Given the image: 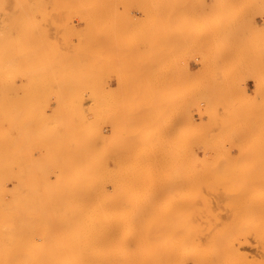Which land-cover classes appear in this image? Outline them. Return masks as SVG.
Wrapping results in <instances>:
<instances>
[{"label": "rangeland", "instance_id": "obj_1", "mask_svg": "<svg viewBox=\"0 0 264 264\" xmlns=\"http://www.w3.org/2000/svg\"><path fill=\"white\" fill-rule=\"evenodd\" d=\"M0 1L2 5L5 1V4L0 7V32H1L0 40L2 41L0 42L1 44L0 53L2 54V52L4 51L3 55L0 54V58L1 56L3 57V56L10 55L9 57H4V58L5 59L8 58L10 61H12L11 60L12 58L14 61L13 63L12 62L10 63L12 67L9 63L7 64L6 61H4L6 64L5 63L3 64L5 66L8 65L7 67L8 70H6L5 69L6 67L1 64V61L3 62V60L5 59L4 58L3 60L2 58L0 59V72L4 71L0 75V83H1L0 84V264H70V263L74 264L72 260H69L70 258L73 257V253L72 252L67 253V252H70V250L68 247H66L65 244H63L65 241L69 243L68 240L65 239V237L67 236L70 237L72 233L73 234L75 233L73 231L76 230V226L73 225L74 222L73 224L66 222L70 218V216L69 215L62 216V211L61 209L58 208L57 205H53V206L46 205L45 203H42L45 200L42 201L41 199L39 202L38 199L36 200V199L29 198L30 199L29 204L32 205L31 208L33 207V202L36 200L41 204L40 206L41 209H39L41 211L38 212V210H36L37 213L34 212L35 210H33V208L35 207L36 202L34 203V207L32 208V211L31 209L28 210V207H27V210L25 211L23 210L24 205L26 207L28 201L24 203L25 201L24 198H21L22 200L20 198L16 199L15 197H11V195L7 192L8 189L11 187V183H12L13 153H14V148L12 144V126L15 125L14 122L18 121L16 122V124L18 123L19 125L21 123L22 124L26 123L24 122V120L26 121L28 119V116L30 115V112L32 113L33 106L35 104L34 102L39 103L41 101L44 102L45 100L54 101V99H59L57 98L58 96H60V99L64 98V100L67 101L73 95H77L79 98L82 97L83 103L85 102L84 107L91 106L95 112V119L97 116V120H100L98 122L95 121L96 123H94V129H93V132H94L93 136L94 135L96 136V134L100 133L97 136L100 140L99 141L96 140L97 141L96 149L98 151V154L104 156L106 152L107 153L109 152L110 154L114 152L113 155L112 154L105 155L103 158L110 157L109 162L112 166V169L114 171L116 169L114 174L115 176L118 175V177L116 178V180L114 179L113 188L115 187L114 189L115 190L117 189L116 190L117 193L115 192L117 194V197L120 200L121 199L123 200L124 198H122V196L126 194L128 196V199L130 198L129 199L130 202H131V198H133L132 200H134L130 203V204L134 203L133 204L134 207L129 204L130 206L129 207L126 206L127 209L124 208V212L122 211L124 213L123 214L121 210H123V207H125V205H128L126 202L127 201L129 202L127 197H125L126 195L124 196L125 200H127L126 202L123 201L124 202L123 204L125 205L121 207L119 205V207H117V210L114 211V217L116 216L115 218L118 219V221L119 219H121L120 221H126L128 223L129 222L136 223L140 219L139 216L137 218L136 212L140 211V209L141 211L145 209L146 212L150 210L148 207L145 208V206L146 205L148 206V204L149 206L151 205L150 201L152 202V200H149V199L151 197L153 198V195L151 196V194L154 193L153 191L154 185L150 183V181H148V179L146 178H142L143 180H141V178L137 179V177H134L139 174L146 175L144 173L146 172L145 170L147 169L144 166H146L147 164L154 165L155 163L156 165L173 164L175 166L179 164L178 166H181V169H182L179 172L180 177H178L176 172H173V173L169 172L172 175L171 176L172 179H174V176L176 175L175 176V185H176L175 188L177 192L176 190L170 191L171 193L172 192L174 193V194H171L172 197L169 196V191H165L166 193L163 192L164 193L163 196H166V197L161 200L162 202L160 201V199L163 197L158 196L159 201L155 199L157 203H155L156 201L154 200L155 202L154 203L152 202L154 206H151V209H154L155 204H158L156 205V207L158 206V209L160 210L155 208V212L153 210L149 212L151 214H157L156 212H160L161 209H168L170 208V206L172 207L174 204H176L175 206L177 207L175 210L176 212L178 211L177 213L179 216L175 213V210H173L172 214L168 215V216H171L169 218H164L168 216H164V217L156 216L158 220L155 216L149 218L147 220L148 225L152 223L150 224V226H153L155 222H156V225L158 226H160L161 224L163 225L164 223L167 225V224H170L173 220L174 221L172 223H175V224L182 223V226L184 228L188 227V229H191L193 231V236H195L196 239L200 240L202 238L201 240L205 239L203 240L204 242L206 240L208 241V242L206 241V244H204L205 246L203 245L202 247V248L205 247L206 249L205 248L201 249L202 255H205L206 253V255L208 256L214 255V253L216 252L215 249H217L218 247L219 248L217 250L225 247L228 242V238L234 239V241L238 240L240 241L239 243H242L243 241H245V239H247L246 240V242L248 241L247 243L244 242L243 244H241V247H242L241 249L242 250L244 248L245 249L243 251H241L240 249L241 253H243L241 257L245 255L244 258L239 257L236 261H234L232 257L230 258L227 257L226 259L221 261L219 264H224L225 262H226L225 264H230V263L231 264H241L242 262L243 263L247 262L246 264H255V263L264 264L263 262L264 261V249L262 250V248H264L263 247L264 239L262 238L263 242H262V239L258 240L260 242H257V239L253 238L252 235H250L251 231L254 228L258 230L262 229V227L264 228V223H263L264 221L263 220L264 219V201L261 200V199L264 200L263 198L264 193L260 194L261 192H264L263 190L264 189L263 188L264 187V177H263L264 176V173H263L264 166L263 167L260 166L262 164L264 165L263 163L264 162V0H126V2H124L125 0H114V1L110 0L111 2L108 0L109 3L106 2V0H97L99 1V2L96 1L98 4L95 3L94 0H87V1L76 0L77 2H75V0H70L71 3L69 2V0H66L68 3L65 2L64 0H61L62 2L64 1V3L60 7H59V3L61 2L60 0L58 1V5L56 4L57 2L56 0H53V1L51 0L52 2H49L48 0L47 1L44 0L42 4H41L42 0H35L39 2L38 4L37 2L33 4L34 2L33 0L28 1L29 3H27V0L25 1L23 0L22 3L20 2L21 0H19V2L18 0H0ZM12 1L14 2L17 1V3H14V4H17L18 8L17 7L16 8L18 9L17 10L18 12L15 11L16 8ZM54 1H55V4H53ZM79 1H81V3ZM30 2H32V4ZM89 2L91 3V5H89ZM18 3L19 4L21 3L20 7ZM82 3L84 7L86 6V8L81 6ZM30 4L31 6H28ZM40 4L43 6L42 9L45 13L44 12L42 13L44 14L41 13V6H39ZM73 4H78V6L77 5L75 6L79 7L80 10L78 8H75ZM103 4H106V6ZM107 4L108 6L110 5L112 6V7L110 6L111 9L110 7L108 8ZM21 5L22 7H24L23 8L24 11L21 9L22 8ZM45 5L46 7H44ZM96 5L97 7L95 8ZM98 5H99V8H98ZM117 5H120V6L118 7ZM36 6L38 7V10ZM114 6L116 7V9H114L115 8ZM27 7H29L30 9L27 10L28 9ZM33 7H35L36 9L34 8L35 11L32 10L33 12L31 11L30 15H33V13H35L34 16H31L32 19L33 18L35 19V20L33 19L35 22H33L31 18H29L30 15L28 13ZM124 7H126L127 9L125 8L126 9L125 10ZM25 10H27L28 12ZM101 10L104 12V14ZM108 10L109 12H107ZM14 11L17 14L20 13V15L16 14V17H15ZM20 11H22L23 15L21 14ZM36 11H39L40 13L38 12L37 14ZM110 12L111 13L113 12V13L110 14ZM113 14H114L115 19H112L113 16L111 18V15ZM123 14L126 16L124 17ZM107 15L110 17H108ZM116 15H118L117 18H116ZM40 16L41 17L43 16V17L41 18ZM79 16H81L80 19H78ZM26 17L27 19H29L28 21L26 20ZM101 17L102 18L104 17V18L102 19ZM105 18L112 19L110 20V23H109V20H107V27L105 25L106 23ZM20 19H23V20H20ZM14 20H16V23ZM122 20L123 21L126 20V21L123 22ZM25 21H27L28 24L30 23L33 24L34 27L31 24L28 25L27 23H25V26H24L23 23ZM9 22L10 23L12 22V23L10 24ZM113 22L115 25L116 24L117 25L114 26ZM119 22L120 23L123 22L122 25L124 27ZM84 23H87V24L84 25ZM2 24L3 26H1ZM118 25H119V28H118ZM13 26L14 28H16V30L20 29L22 32L20 30L18 32L17 31L15 32V29H12ZM23 26H24V29H23ZM39 26L41 27V29ZM110 26L114 27L113 30H117V31L119 29L123 30L125 28L126 34L124 31L125 29L123 30V33L122 31H118L116 33V31H113L111 28L108 29ZM79 27L80 28L83 27L85 29L84 30L83 28H81L82 30H84L83 34L81 33L82 31ZM11 29L13 33L14 32L15 33L14 34L12 33V35L9 34L8 36V33H11ZM33 29L35 30L37 29L36 30L37 32L36 31L35 32L38 34L34 32V35H33V31H32ZM38 29L40 30L43 29L45 32H42L43 31L42 30L39 34ZM97 29L98 30L103 29V31H99V34H98ZM104 29L106 32H104ZM23 30H24V33H23ZM78 31H81L79 32L80 35H78ZM30 32H31V37H29L30 34H28ZM85 33H88L89 36L91 33L93 35L96 34V36L98 37L96 38L92 35L90 36V38L94 37L95 39L94 40L91 39V41H89L88 39L89 36L86 34L88 38L87 37L85 38L86 36ZM102 33L103 35H101ZM118 33H121V34L118 35ZM18 35H22L24 40L22 39V36L19 37ZM24 36H28L27 37L28 41L33 38V42L31 41V44L33 46L29 44L30 42H28ZM81 36H84V38L83 37L81 38L84 40L80 41ZM2 37H5V41L2 40L4 39ZM117 37L118 39H116ZM101 38H103L102 39L103 41L101 40ZM25 40H26V43H25ZM98 40L99 41L101 40L102 42L101 41L97 42ZM86 41L88 42L84 43ZM19 42H21V44ZM94 42L96 43L94 44ZM106 43H108L107 46H106ZM110 43L115 46L110 45ZM118 43H119V46H117ZM2 44H3V48H2ZM17 44L19 45L18 47H17ZM27 44H29L30 46ZM86 44L87 45L89 44L92 46L88 48ZM96 44L97 46L103 45V47H100V48L98 47L97 49ZM120 44H122V48ZM22 45L23 46L25 45V46L23 47ZM109 45L110 47H112V49L110 47L108 48ZM27 47L29 51H32L34 49L33 53L36 51L34 53L35 55H33L32 52L29 53V51L25 49ZM85 47L88 50H85ZM118 47L121 49H119ZM14 48L17 50V52ZM22 48H24L23 52H22ZM79 48L81 50H79ZM83 48L85 51L82 50ZM117 48L119 50H117ZM6 49L9 54L6 53ZM11 49H13L14 51L13 50L11 51ZM42 49H45V50L43 51ZM101 49L104 53L101 51L100 53L98 52ZM123 49L126 51H124ZM120 50L122 53L120 52ZM19 51H21V53H19ZM25 51L28 54L25 53ZM37 51L39 54L37 53ZM114 51L116 52L119 51V53L117 52L116 54V52ZM86 52H87V55H86ZM53 53L55 55H53ZM80 53H85V54L81 55ZM96 53L99 55L95 57ZM22 54L25 55V57ZM108 54L109 55L111 54L112 56L111 57L108 56L109 58L106 57V55ZM123 54L126 56V58L125 56L123 57ZM16 55L20 57H17L16 59ZM47 55H49L50 57L49 56L46 57ZM100 55H104L105 58L104 56H100ZM116 57L119 59H117ZM35 58L36 60H33ZM38 58H40L41 60ZM81 58H84L86 62V63L83 62L84 66H83ZM86 58H89V61H90L89 63L90 65L92 64L93 67L96 66L97 68L99 67L100 69V66L102 65L100 70H102L103 72H100V70H95L96 73L93 70L90 71V68L91 69L93 68H92V65L90 67V65L87 64L88 59ZM107 58L108 60L109 59L113 60V61L109 60L110 65L108 64V61L106 60ZM37 59L40 61H37ZM79 59L81 61H79ZM104 59L106 60V62ZM115 59L116 61L114 62ZM15 60H20L21 62L22 61L23 62L21 63L20 61H17L18 67H16V70L14 73V70H10V69H13L14 68L13 66H17V64H15L16 63ZM47 60L49 63L47 62ZM27 61H30V62L28 63V67H25L27 66ZM35 62L37 64L38 62L39 63L41 62L44 64H42L43 66L41 64L37 65ZM116 62H118L119 64L120 62H124V63L120 65L119 64L115 65ZM24 63L25 65H23ZM30 63H32V65H30ZM50 63L52 64L50 65ZM97 63L101 65L99 66ZM85 64H87L88 66ZM107 64L108 66L105 67V65ZM1 65H2V68H1ZM19 65L21 66V68ZM49 65L50 67H48ZM111 65H112V68L110 67ZM44 66L45 68H48V70L45 69ZM80 66L82 67L80 68ZM34 67L36 69H34ZM83 67L84 68L86 67V69L89 68V72ZM125 67L127 69V72L125 69L124 71L125 73H123V70ZM39 68L41 70H39ZM106 69H107V72H108V69H111L113 71L110 74L109 72L111 70H109L107 74L105 73ZM30 70H33V71L35 70L36 74L35 73L33 74V72L29 73ZM78 70L79 71L81 70V71L79 72ZM9 71H11L12 73ZM20 71L21 73H18ZM43 71H45L46 75ZM40 72L42 73L40 74ZM98 72L99 74H97ZM47 73H48V78H47ZM87 73H89L88 76L86 75ZM94 73L96 74V76L94 75ZM101 73L103 74L102 75L103 80L101 79ZM8 74L9 75L12 74L10 75L11 78H9L11 81H9L8 79V76H9ZM54 75L56 76L53 80ZM84 76H86V78H84ZM45 78H47V80H45ZM49 78L51 79L50 85H53V86L48 85L50 82L48 81ZM26 79H27V82H26ZM55 79L59 80L57 81L58 83L56 82ZM95 79L96 81L98 79L97 83H94ZM34 80H35V83H34ZM88 81L91 82V85H87ZM36 82L40 83L39 86L41 87H39L36 84ZM29 83H33V84H29ZM80 83H82L81 87L79 86ZM55 84H57L58 86L57 85L55 86ZM2 85L3 87H1ZM11 85L12 86L14 85L13 86L14 88ZM92 85L94 86L97 85V87L96 86L92 87ZM62 86L63 88H61ZM101 86L104 88H102ZM56 87L59 89H57ZM89 87H92L91 91H93L95 95L98 94L100 97L101 96L105 97L106 103L103 107L101 105V107L104 109L107 106L108 108L106 112L102 111L103 110L102 108H100L102 109L101 110L102 113L100 112V110L98 109V104H99L98 101H101V100L99 99V96L98 97L95 96L93 92L90 91ZM99 87L101 88L98 89ZM6 88H8L9 91H7ZM37 88L39 89V91L41 90L40 92L42 94H38V92L36 93ZM53 88H55L57 92ZM1 89H2V92H1ZM3 89L6 91L4 94H3L4 92ZM29 89L31 91H29ZM86 89L89 91L86 92ZM96 89L97 91L98 90L99 91L98 92L94 91ZM42 90L44 91V93H47L48 91H50L49 93L51 95L49 93H47L48 95L47 94L44 95ZM102 90H105V91H102ZM84 91L85 93H83ZM112 91L114 93H112ZM24 94H26V96L29 95V99ZM36 94H38V97ZM3 95H6V96L4 97ZM15 95L17 99L15 102L13 100L14 103H12L11 100L15 99ZM39 95L40 96L43 95L46 98L42 96V99H41ZM52 95L54 96L56 95L55 98ZM109 95L112 96L110 97V99H109ZM122 95H123V98H122ZM20 96H22L23 99ZM92 96L94 97L92 98ZM124 96L126 98H124ZM94 98L97 102L94 100ZM121 98H122L121 100L122 102H127V104L126 103L122 104L125 107L120 106ZM6 99H7V102H5ZM73 99L74 97H72L71 100ZM105 99H102L104 101L100 102V104H104ZM93 100L96 102L97 104L96 106ZM29 101L32 102L33 104L29 103ZM90 101H93V103ZM16 102H17L18 107L16 106ZM22 103L24 105L27 104V106L23 105L25 108L24 107L21 108ZM28 103L29 105L31 104L30 109H29ZM109 103H110V106H108ZM14 105L17 107V109L15 108ZM111 105H113V107ZM94 107L96 108V110ZM110 107L112 108L111 110H109ZM116 107H117L118 112L116 110ZM64 108L68 109V102L64 103ZM12 109H14V111ZM20 109L21 110L25 109V112H23L24 111L23 110L22 114L26 113L27 111H30V112H28V114L26 113L22 115L21 117ZM97 110H99V112ZM123 112H124V115H123ZM18 113H20V115ZM106 113L108 114L107 115L108 118L107 116L103 117V114L105 115ZM118 113L122 115L120 116L118 115ZM97 114L102 115V117L105 119H103L101 116ZM114 114L117 116H115ZM13 115H15L16 118L18 119L16 120V118ZM127 116H128L129 121L126 120V122L124 123L125 119H127L126 118ZM19 117L21 119H19ZM24 117L25 119H23ZM112 117H115V119ZM111 118L113 122L109 121V119L111 120ZM116 119L118 122L116 121ZM102 120L103 122H101ZM105 120L106 122L107 121L108 122L106 123ZM121 120L124 123V124L122 123L123 126L120 125L122 122ZM109 122H110V126L114 124L117 125L119 123L117 126L120 125L121 127L120 126L119 127L121 130L119 129V127L116 128L115 125L112 126L113 128L110 127L108 125ZM127 122L129 123L127 124ZM106 126L107 128L103 129ZM110 128L112 130H110ZM94 130H96L97 132ZM114 132L115 134H113ZM121 132H125V133H121ZM122 134L124 137L122 136ZM101 135L105 138V141L110 140L111 138L110 142L106 141V143L103 144L104 138H101L102 137ZM118 136L121 138L122 142L120 141V138ZM114 137L117 139H114ZM57 139H58L59 149L62 153L70 154L74 150L77 139H76V136L70 130H64L61 134L57 136ZM113 139H114V142H112ZM101 141L103 143H101ZM110 144H113V145H110ZM108 145H109V147L107 148L108 151H106V146ZM121 145L124 148V150L121 147ZM111 146H115L117 149ZM114 148L117 151H115ZM111 150L113 152H111ZM130 150H132L131 155L128 154V152L130 153ZM103 151H106V152H103ZM153 151H157V152H153ZM123 152H124V155H123ZM134 152L137 153L138 157H136V153ZM152 152L154 156H151ZM156 153L160 158L156 155ZM160 153H163V154L161 155ZM114 154H115V157H114ZM125 154L127 156H125ZM144 154H146V156ZM140 155H141V158H143V160L141 161H140ZM248 155H249V158H248ZM147 156L149 157L151 156L150 159ZM134 157L136 160H138L137 162L134 159ZM144 157L146 158V160ZM223 157L224 158L226 157V159H224ZM250 157H255L254 159L259 160V161L257 162L253 158H252L253 160L252 161L250 160ZM111 159H112V163H111ZM171 159L173 160V162H171L172 161ZM239 159L240 160L242 159L241 162H239ZM117 161H121L122 164ZM144 161L146 163H143ZM249 161L251 162L249 163ZM255 162H257L258 164ZM231 164L233 166H231ZM251 164L253 165V167H255L256 164L257 166L253 168ZM113 165L116 167L118 165L119 166L116 168ZM124 165H127V167ZM228 165H230L231 168L228 167ZM213 166L214 167L217 166V167L213 169L214 168ZM243 166L248 167L250 170L248 168H243ZM134 167L137 168L138 171ZM138 168L140 169V171ZM216 168H218L219 170ZM262 168H263V171H262ZM125 169L126 170L128 169L129 171H131L132 173L131 176L133 178L130 177L127 180L124 179L123 181L124 175L131 174L130 172H127L128 170L126 171ZM252 169L258 172L260 175L258 173H256L257 175H255ZM238 170H241V172L239 173ZM120 171H122V173ZM135 171L138 173H136ZM142 171H145V172L143 173ZM215 171L217 174L215 173ZM235 171H237L238 173ZM169 173L167 172V174L163 175L164 179L161 178L163 182L171 183L174 181V180L171 181L170 179L171 177ZM212 173L217 176L215 177V175H213ZM218 173L221 174L222 176L218 175ZM121 174L123 175L120 178ZM235 174L236 175L238 174V175L236 176ZM244 174H247L245 175L246 177L244 176ZM248 174H251V175L248 176ZM258 175L259 176L263 175V176L259 177ZM194 176L196 178H194ZM252 176H255V177L258 176V178L256 177V179H254L255 177L252 178ZM215 178L216 180H213ZM244 178H248L249 180L250 178L254 179L251 182L252 185L249 184L250 182H248V179L247 180L245 179V181L243 182ZM135 179L138 182L140 181L139 184L138 183L134 184ZM169 179L171 182L169 181ZM181 179H183L185 183L182 182ZM194 179L196 181H194ZM257 179H259V181H257ZM129 180L133 182H130ZM116 181L117 183L119 182L118 185L120 183L122 184L120 185L119 188H118ZM127 181L130 182L131 185ZM186 181L188 182L190 181V183ZM246 181H247L246 183L247 186L245 184ZM261 181L263 182V184ZM125 182L127 183L125 184ZM149 183L151 186L150 190H148L149 187L146 188V186ZM182 183L183 185L187 184V186H185V188L182 187L178 190L177 188L181 187ZM254 183L256 186L252 188ZM128 184L130 185V188L128 187L129 186ZM241 184L242 186L243 185L245 186L242 187ZM261 184L263 186H261ZM135 185L137 186L139 185V186L135 187ZM144 185L146 186L144 187ZM131 187H134V188L132 189ZM139 187L140 189H138ZM250 187L251 189H253L252 191L254 192L257 191V192L253 194L251 190H250L251 192H248L249 191L248 188L250 189ZM241 188H243V190H241ZM238 189L240 190L238 191ZM133 190H134V194H133ZM246 190L248 193L246 194L243 193ZM235 191L238 193H236ZM240 191H242L243 194H241ZM129 193L133 195L135 198L131 196ZM173 195H175L176 197ZM258 195H261V196H258ZM142 196L147 197V198L150 196L151 197L149 199L147 198L144 199ZM253 197L258 198V200L260 199L259 201H257L258 203H260L261 201L262 202L260 204L255 202L254 205L251 206L252 205L251 200L254 199ZM166 198H168L167 203L164 202V200L166 201ZM19 199H20V202H19ZM141 199L143 201H141ZM188 199L192 200L193 202L188 201ZM14 200H16V202H18L19 204L15 203ZM168 200H170L169 203H168ZM175 200H176V203H175ZM178 200L179 201L181 200V201L178 202ZM205 200L207 203L204 202ZM121 202L122 201H120L119 203L121 204ZM159 202L161 203L160 205H159ZM190 202H192L193 205ZM21 203H24V205L22 206ZM39 203L38 205H40ZM143 203L145 206L143 205ZM172 203L174 204L172 205ZM183 203L188 205L187 207L188 209L184 207L185 205ZM15 205L18 206L17 210L19 208V212L16 211ZM30 205H27V206H30ZM38 205L36 206L37 208L35 207L34 209H38ZM205 205L209 206V208H207ZM242 205L244 206V208ZM131 206L133 209L131 208ZM139 206H142V207L140 208ZM50 207L52 208L49 209ZM248 207H250V209ZM256 208H259V209L262 208L263 213H262V209L260 211L259 209L257 210ZM118 209L120 210L121 213L118 212L119 211ZM251 211H254L253 213L259 214L261 216L263 214L262 218L261 216L257 215V217L259 216V219H257V217H255L256 215L255 214L253 215ZM243 212H245L246 214ZM127 214L130 217L127 216ZM132 215L133 216L135 215L138 220L136 218L134 220L135 216L133 217ZM61 216L65 218L66 221L62 220ZM118 216L120 217L118 218ZM121 217L122 218L124 217V218L122 219ZM159 217H162L163 219ZM181 217L184 219V221L182 222L180 221V220H183L181 219ZM228 217L230 220L228 219L227 221ZM254 217L256 218V221H254V224H253V220H255L253 219ZM153 218L156 221H153L152 220ZM176 218H177L176 221L177 222L179 221L178 223L175 222ZM189 219L190 221L193 220L191 221L193 222L192 224L190 221H188ZM150 220H152L154 223ZM157 221L159 223H157ZM236 221L237 223H235ZM259 221H262V222L259 223ZM203 222L205 224H203ZM238 223L241 225L238 226ZM248 224H250L251 230L247 228L249 227ZM206 225L208 226L206 227ZM230 225H234V226H230ZM242 225L244 227V228L242 227L243 229L241 228ZM232 228H236L237 229L236 231L238 234H236L235 229L231 231ZM228 229H230L232 233ZM240 229H242V231ZM244 229H247L246 232ZM249 230H250V233L248 232ZM241 232L243 233L241 234ZM230 233L231 235H233V237L230 235ZM246 233L248 236L246 235ZM203 234L204 236H202ZM226 235L227 237L225 238L224 236ZM206 236L208 237L209 240L206 238ZM221 236L222 238L224 237L225 239L220 238ZM216 238L219 239V242H217L218 240ZM69 239L72 240L71 237ZM215 241L218 245L215 243ZM259 243L261 245H259ZM207 245H209L208 248L206 247ZM212 245L215 247L217 246V247L216 248L211 247ZM244 245L245 247H243ZM213 248H214V252H213ZM260 248L262 251L260 250ZM252 259H254V261H252ZM68 260L71 262H68Z\"/></svg>", "mask_w": 264, "mask_h": 264}, {"label": "bare ground", "instance_id": "obj_2", "mask_svg": "<svg viewBox=\"0 0 264 264\" xmlns=\"http://www.w3.org/2000/svg\"><path fill=\"white\" fill-rule=\"evenodd\" d=\"M22 1L23 0H21L20 2L22 3ZM25 1V0H24ZM28 1H30V0H27V3H29ZM34 2H33V4L34 3H36L37 1H35V0H33ZM47 1V0H46ZM49 2H52L51 0H48ZM57 2H56V4L58 5V1L59 0H56ZM61 1V0H60ZM65 2H67L66 0H64ZM64 1L62 2H60L59 3V7L64 3ZM82 1V0H81ZM81 1H79L80 3H81ZM83 1H87V0H83ZM95 1V3H97V2H99V1H97V0H94ZM97 1V2H96ZM110 1V0H109ZM114 1V0H113ZM13 2V4L14 3H17V1L16 2H14V1H12ZM18 2H19V0H18ZM44 2V0H42L41 1V4ZM69 2H70V0H69ZM75 2H77L76 0H75ZM106 2H108V0H106ZM105 2V3H106ZM111 2V1H110ZM124 2H126V0L124 1ZM0 3H1V1H0ZM20 3V4H21ZM31 4H32V2H30ZM39 2H37V4H38ZM47 3V2H46ZM68 3V2H67ZM71 3V2H70ZM73 3V2H72ZM104 3V2H103ZM109 3V2H108ZM115 3V2H114ZM120 3V2H119ZM5 4V1H4V3H3V5ZM19 4V3H18ZM20 4H19V7H20ZM31 4L30 5H28V6H31ZM39 5V6H41V13L42 12H44L43 11V6L42 5ZM48 4V3H47ZM52 4V3H51ZM53 4H55V1H54V3ZM85 4V3H84ZM98 4V3H97ZM100 4H101V2H100ZM113 4V3H112ZM118 4V3H117ZM122 4V3H121ZM2 5V3H1V5H0V7L1 6H3ZM7 5V4H6ZM15 5V8L17 7V4H14ZM75 5H77L78 6V4H73V6L75 7V8H78L79 9V7H77V6H75ZM86 5V4H85ZM89 5H91V3L89 2ZM103 5H105L106 6V4H103ZM110 5V4H109ZM114 5H116V4H114ZM35 6V5H34ZM81 6L82 7H84V5H83V3L81 4ZM102 6V5H101ZM107 6H108V4H107ZM111 6V5H110ZM110 6H108V8L110 7ZM118 7L120 6V5H117ZM10 7V6H9ZM21 7H22V5H21ZM37 7V6H36ZM44 7H46V5L44 6ZM97 7V5L95 6V8ZM112 7V6H111ZM111 7H110V9H111ZM115 7V6H114ZM14 8V9H15ZM18 8V7H17ZM15 9V11L16 12H18L17 10L18 9ZM24 7H22L21 9L24 11V9H23ZM28 9L27 10H29L30 8L29 7H27ZM35 7H33V8H31V10L28 12L27 10H25V11H27L28 13H29V15L31 14L30 12L33 10V11H35V9H34ZM84 8H86V6L84 7ZM87 8H89V7H87ZM98 8H99V5H98ZM126 7H124V9H125ZM3 9V8H2ZM101 9V8H100ZM114 9H116V7L114 8ZM118 9V8H117ZM127 9V8H126ZM125 9V10H126ZM37 10H38V7H37ZM80 10V9H79ZM84 10H86V9H84ZM94 10V9H93ZM93 10H91V11H93ZM98 10V9H97ZM96 10V11H97ZM104 10V9H103ZM122 10H123V8H122ZM4 11H5V9H4ZM14 11V12H15ZM32 11V12H33ZM39 11H40V9H39ZM39 11H36V13L38 14V12ZM82 11V10H81ZM102 11V10H101ZM111 11V10H110ZM3 12V11H2ZM10 12V11H9ZM15 12V17H16V13ZM21 12V14H22V11H20ZM79 12V11H78ZM89 12V11H88ZM87 12V13H88ZM103 12V11H102ZM106 12V11H105ZM107 12H109V10L107 11ZM114 12H115V10H114ZM128 12V11H127ZM126 12V13H127ZM24 13V12H23ZM27 13V14H28ZM40 13V12H39ZM45 13V12H44ZM44 13H42V14H44ZM91 13V12H90ZM97 13V12H96ZM113 13V12H112ZM111 12H110V14H112ZM25 14H26V12H25ZM24 14V15H25ZM34 14L35 13H33V15H30V17L29 18H31V16H34ZM86 14V13H85ZM84 14V15H85ZM95 14V13H94ZM103 14H104V12H103ZM116 14V13H115ZM12 15V14H11ZM17 15H20V13L19 14H17ZM23 15V14H22ZM22 15H21V17H22ZM28 15V16H29ZM77 15V14H76ZM101 15H102V13H101ZM108 15H109V13H108ZM107 15V16H108ZM124 15V14H123ZM8 16H10V15H8ZM13 16V17H14ZM39 16V15H38ZM44 16V15H43ZM42 16V17H43ZM82 16V15H81ZM81 16H79L78 17V19H80L81 18ZM99 16V15H98ZM104 16H106V15H104ZM112 16H113V18H112ZM117 16L118 15H116V18H117ZM126 15H124V17H125ZM14 17V18H15ZM20 17V16H19ZM41 17V16H40ZM41 17V18H42ZM45 17V16H44ZM108 17H110V16H108ZM2 18V17H1ZM84 18H86V17H84ZM102 18V17H101ZM104 18V17H103ZM102 18V19H103ZM111 18L112 19H115L114 18V14L113 15H111ZM106 19V23H105V25H106V27H107V20H109V23H110V20H112V19ZM119 18V17H118ZM129 18V17H128ZM17 19V18H16ZM23 19H24V17H23ZM23 19H20V20H23ZM32 19V18H31ZM34 19V18H33ZM32 19V20H33ZM83 19V18H82ZM101 19V20H102ZM104 19V20H105ZM123 19V18H122ZM26 20L28 21L29 19H27V17H26ZM35 20V19H34ZM33 20V22H35ZM103 20V21H104ZM119 20V19H118ZM126 20H127V18H126ZM126 20H124V21H126ZM11 21V20H10ZM13 21V20H12ZM15 21V23H16V20H14ZM19 21V20H18ZM27 21H25L23 24H24V26H25V23H27L28 24V22ZM114 21V20H113ZM123 21V20H122ZM123 21V22H124ZM3 22V21H2ZM7 22V21H6ZM5 22V23H6ZM20 22V21H19ZM30 22V21H29ZM32 22V23H33ZM99 22V21H98ZM105 22V21H104ZM115 22V21H114ZM114 22H113V24H114ZM118 22V21H117ZM123 22L122 23H120L121 25L123 24ZM10 23V22H9ZM8 23V24H9ZM12 23V22H11ZM10 23V24H11ZM21 23V22H20ZM89 23V22H88ZM93 23H95V22H93ZM102 23V22H101ZM108 23V24H109ZM19 24V23H18ZM22 24V23H21ZM20 24V25H21ZM31 24V23H30ZM30 24H28V25H30ZM82 24V23H81ZM85 24H87V23H84V25ZM124 24H126V23H124ZM7 25V24H6ZM13 25V24H12ZM32 26H33V24H31ZM93 25H95V24H93ZM102 25H104V24H102ZM110 25V24H109ZM117 25V24H116ZM115 24H114V26H116ZM120 25V26H121ZM1 26H3V24L1 25ZM24 26H23V29H24ZM91 26H92V24H91ZM123 26V25H122ZM10 27H12V26H10ZM34 27V26H33ZM40 27V26H39ZM39 27H37V28H39ZM124 27V26H123ZM5 28H6V26H5ZM30 28V27H29ZM29 28H27V29H29ZM80 28V27H79ZM81 28H83V27H81ZM80 28V29H81ZM101 28H103V27H101ZM105 28V27H104ZM112 29L113 30V28L114 27H112V26H110L108 29ZM118 28H119V25H118ZM117 28V29H118ZM121 28V27H120ZM3 29V28H2ZM12 29H15V32L17 31H19L20 29H18V30H16V28H14V26H13V28ZM12 29H11V33H8V36H9V34H11L12 35V33H13V31H12ZM31 29H32V27H31ZM40 29H41V27H40ZM40 29H38V32H39V34H40V32L43 30H40ZM84 29V28H83ZM89 29H90V27H89ZM125 29V28H124ZM123 29V30H124ZM5 30V29H4ZM37 30V29H36ZM35 29H33L32 31H33V35H34V32L36 31ZM85 30V29H84ZM84 30H82L81 29V31H78V35H80L79 34V32H81L82 34H83V32H84ZM123 30L121 29H119L118 31H122V33H123ZM2 31V30H1ZM21 31V30H20ZM97 33L99 34V31H103V29H97ZM113 31H116V33L118 32L117 30H113ZM125 31V34H126V29L124 30ZM14 32V33H15ZM22 32V31H21ZM26 32V31H25ZM37 32V31H36ZM35 32V33H36ZM42 32H45L44 30L42 31ZM85 32H87V31H85ZM104 32H106L105 31V29H104ZM1 33V32H0ZM3 33V32H2ZM4 33H6V32H4ZM13 33V34H14ZM23 33H24V30H23ZM89 33V32H88ZM88 33H85V35L87 34L88 35ZM28 34H30L29 35V37H31V32L30 33H28ZM36 34H38V33H36ZM41 34H43V33H41ZM46 34V33H45ZM109 34H110V32H109ZM109 34H107V35H109ZM121 33H118V35H120ZM85 36V38L87 37L88 38V36ZM93 34L91 33L90 34V36H92ZM101 35H103V33L101 34ZM19 37L20 36H22V35H18ZM18 36H17V38H18ZM36 36V35H35ZM42 36H44V35H42ZM46 36V35H45ZM90 36H89V41H91V39H95L94 37H98V36H96V34L95 35H93L94 37L93 38H90ZM113 36H115V35H113ZM123 36H124V34H123ZM1 37V36H0ZM6 37H7V35H6ZM13 37V36H12ZM15 37V36H14ZM25 37V39H27V37L28 36H24ZM47 37V36H46ZM84 38V36H81L80 37V41L81 40H84V39H81V38ZM2 38H4V39H2L3 41H5V37H2ZM10 38V37H9ZM8 38V39H9ZM105 38V37H104ZM14 39V38H13ZM22 39L24 40V38H23V36H22ZM47 39V38H46ZM87 39V40H88ZM103 38H101V40H102ZM115 39V38H114ZM116 39H118V37L116 38ZM12 40V39H11ZM10 40V41H11ZM100 40V41H101ZM105 40V39H104ZM6 41H7V39H6ZM18 41H20V40H18ZM27 41H28V39H27ZM31 41L33 42V38L32 39H30L28 42H30L29 44L30 45H32L31 44ZM39 41H41V40H39ZM44 41V40H43ZM47 41V40H46ZM45 41V42H46ZM99 40L97 41V42H100ZM103 41V40H102ZM101 41V42H102ZM0 42H2L1 40H0ZM22 42V41H21ZM21 42H19L20 44H21ZM36 42V41H35ZM88 41H86V42H84V43H87ZM106 42V41H105ZM12 43V42H11ZM10 43V44H11ZM15 43H16V41H15ZM25 43H26V40H25ZM96 42H94V44H95ZM125 43V42H124ZM123 43V44H124ZM29 44H27V45H29ZM107 44L108 43H106V46H107ZM1 45V44H0ZM5 45V44H4ZM8 45V44H7ZM6 45V46H7ZM13 45V44H12ZM29 45V46H30ZM110 45H112L111 43H110ZM110 45L108 46V48L110 47ZM121 45V48H122V44H120ZM19 45L17 44V47H18ZM23 46V45H22ZM25 46V45H24ZM23 46V47H24ZM33 46V45H32ZM43 46H45V45H43ZM80 46V45H79ZM86 46L88 47V48H90V46H92V45H87L86 44ZM96 46H97V44H96ZM112 46H115V45H112ZM117 46H119V43H118V45ZM9 47H10V45H9ZM20 47H21V45H20ZM39 47H41V46H39ZM98 47L100 48V47H103V45L102 46H97V49H98ZM2 48H3V44H2ZM6 48V47H5ZM16 48V47H15ZM14 48V49H15ZM46 48V47H45ZM96 48V47H95ZM111 49H112V47H110ZM115 48V47H114ZM119 48V47H118ZM117 48V50H119V49H121V48H119L118 49ZM124 48V47H123ZM126 48V47H125ZM1 49V48H0ZM9 49V48H8ZM23 49L24 48H22V52H23ZM25 49H27V51H29L28 50V47L27 48H25ZM30 49V48H29ZM32 49H33V47H32ZM47 49V48H46ZM93 49V48H92ZM103 49V48H102ZM102 49L101 50H99L98 52L100 53V51L101 52H103L102 51ZM111 49H110V51H111ZM116 49V48H115ZM114 49V50H115ZM13 49H11V51H12ZM16 50V49H15ZM34 50V49H33ZM33 50L32 51H29V53H31L32 52V54L33 55H35L34 53L36 52H34L33 53ZM39 50H41V49H39ZM43 51L45 50V49H42ZM52 50V49H51ZM79 50H81L80 48H79ZM78 50V51H79ZM82 50H84V48L82 49ZM85 50H88V49H86V47H85ZM84 50V51H85ZM105 50H106V48H105ZM109 50V49H108ZM124 50V49H123ZM10 51V50H9ZM14 51V50H13ZM53 51V50H52ZM113 51V50H112ZM124 51H126V50H124ZM123 51V52H124ZM4 52V51H3ZM2 52V54L1 55H3L4 53ZM16 52H17V50H16ZM41 52V51H40ZM47 52V51H46ZM55 52V51H54ZM81 52V51H80ZM114 52H116V51H114ZM118 53H119V51H117ZM117 52H116V54H117ZM120 52H121V50H120ZM6 53H8V51H7V49H6ZM5 53V54H6ZM19 53H21V51H19ZM25 53H27L26 51H25ZM37 53H38V51H37ZM58 53H59V51H58ZM104 53V52H103ZM102 53V54H103ZM110 53H112V52H110ZM122 53V52H121ZM9 54V53H8ZM7 54V55H8ZM28 54V53H27ZM39 54V53H38ZM42 54V53H41ZM81 55L82 54H85V53H80ZM79 54V55H80ZM112 54H114V53H112ZM116 54H115V56H116ZM23 55V54H22ZM45 55V54H44ZM50 55V54H49ZM49 55H47L46 57H48ZM53 55H55L54 53H53ZM80 55V56H81ZM86 55H87V52H86ZM86 55H85V57H86ZM99 54H97L96 53V55H95V57L96 56H98ZM10 56V55H9ZM9 56H1V58H2V60H3V58L4 57H9ZM13 56V55H12ZM11 56V57H12ZM24 57H25V55H23ZM92 56V55H91ZM100 56H104V55H100ZM108 56H112L111 54L109 55H106V57H108ZM119 56H121V55H119ZM125 55L123 54V57H124ZM220 56V55H219ZM224 56H225V54H224ZM17 57H20V56H18V55H16V59H17ZM22 57V56H21ZM28 57H29V55H28ZM27 57V58H28ZM50 57V56H49ZM88 57V56H87ZM0 58V59H1ZM27 58H25V59H27ZM34 58V57H33ZM94 58V57H93ZM104 58H105V56H104ZM109 58V57H108ZM108 58L106 59L107 61H108V64H109V60H108ZM117 58V57H116ZM122 58V57H121ZM125 58H126V56H125ZM5 59V58H4ZM7 59V60H6ZM5 60H3V62L1 61V64L2 65H4L3 63H5L4 61H6V63L8 64H10L11 62L13 63L14 61H13V59L11 58V60L12 61H10L8 58H6ZM29 59V58H28ZM38 59H40V58H38ZM37 59V61H40V60H38ZM86 59H88L87 61V64L88 65H90V61H89V58H86ZM117 59H119V58H117ZM33 60H36V58L35 59H33ZM32 60V61H33ZM44 60V59H43ZM81 60H82V63L83 62H85V60H84V58H81ZM80 59H79V61H81ZM94 60V59H93ZM99 60V59H98ZM105 60V59H104ZM106 60H105V62H106ZM121 60V59H120ZM17 61H20V60H15V64H17ZM31 61V60H30ZM30 61H27V66H25V67H28V63L30 62ZM46 61V60H45ZM54 61H56V60H54ZM110 61H113V60H110ZM116 61V59L114 60V62ZM124 61V60H123ZM126 61V60H125ZM21 62V61H20ZM23 62V61H22ZM21 62V63H22ZM34 62V61H33ZM32 62V63H33ZM47 62H48V60H47ZM52 62V61H51ZM98 62V61H97ZM100 62V61H99ZM113 62V63H114ZM220 62V61H219ZM5 63V64H6ZM19 63V62H18ZM32 63H30V65H32ZM36 63V62H35ZM49 63V62H48ZM55 63V62H54ZM86 63V62H85ZM92 63V62H91ZM101 63V62H100ZM111 63V62H110ZM124 62H120V64H123ZM126 63V62H125ZM37 64V63H36ZM35 64V65H36ZM38 64H44V63H39L38 62ZM37 64V65H38ZM52 63H50V65H51ZM87 64H85V65H87ZM98 64V63H97ZM108 64L107 65H105V67H107L108 66ZM112 64V63H111ZM117 64H119L118 62H116L115 63V65H117ZM119 64V65H120ZM2 65H1V68H2ZM11 65V64H10ZM23 65H25V63L23 64ZM22 65V66H23ZM34 65V64H33ZM50 65L48 66V67H50ZM57 65V64H56ZM87 65V66H88ZM92 65V64H91ZM91 65H90V67H91ZM99 65V64H98ZM101 65V64H100ZM99 65V66H100ZM110 65V64H109ZM113 65V64H112ZM112 65L110 66L111 68H112ZM127 65V64H126ZM5 66V65H4ZM20 66V65H19ZM43 66V65H42ZM58 66V65H57ZM83 66H84V63H83ZM86 66V67H87ZM95 66V65H94ZM6 67V68H5ZM4 68L6 69V70H8L7 69V67H8V65H6ZM11 67H12V65H11ZM14 68L13 69H10V70H14V73H15V70H16V67H18V64H17V66H13ZM24 67V68H25ZM36 67V66H35ZM34 67V69H36ZM39 67V66H38ZM41 67V66H40ZM79 67V66H78ZM82 66H80V68H81ZM86 67L84 68V69H86ZM101 67H102V65L100 66V69H101ZM115 67V66H114ZM114 67H113V69H114ZM20 68H21V66H20ZM44 68H45V66H44ZM82 68V69H83ZM92 68L93 69H91L90 68V71L91 70H93L94 72H95V70H100L99 69V67L97 68L96 66L95 67H93V65H92ZM97 68V69H96ZM104 68V67H103ZM102 68V69H103ZM5 69H3V70H5ZM45 69H47L48 70V68H45ZM50 69V68H49ZM116 69V68H115ZM125 69H126V67L124 68V70H123V73H125L124 71H125ZM19 70V69H18ZM22 70V69H21ZM26 70V69H25ZM39 70H41L40 68H39ZM46 70V71H47ZM86 70H88V72H89V68L88 69H86ZM109 70H111V69H108V72H109ZM120 70V69H119ZM50 71V70H49ZM48 71V72H49ZM79 71V70H78ZM81 71V70H80ZM79 71V72H80ZM113 70H111L109 73L111 74V72H112ZM4 71H2V72H0V75H1V73H3ZM9 72H11V71H9ZM29 72V71H28ZM27 72V73H28ZM31 72H33V74L35 73V70L33 71V70H30V72L29 73H31ZM44 73H45V71H43ZM87 72V71H86ZM100 72H103L102 70H100ZM108 72H107V69H106V72L105 73H107L108 74ZM126 72H127V69H126ZM12 73V72H11ZM18 73H21V71L20 72H18ZM26 73V72H25ZM42 72H40V74H41ZM85 73V72H84ZM96 73V72H95ZM94 73V75L96 76V74ZM120 73V72H119ZM32 74V75H33ZM36 74V73H35ZM97 74H99V72L97 73ZM115 74V73H114ZM7 75V74H6ZM9 75V74H8ZM10 75H12V74H10ZM8 76V79L9 78H11V76ZM14 75V74H13ZM17 75V74H16ZM31 75V76H32ZM45 75H46V73H45ZM45 75H43V76H45ZM53 75V74H52ZM57 75V74H56ZM56 75H54L53 76V80H54V78H55V76ZM80 75V74H79ZM84 75V74H83ZM87 76L89 75V73H87L86 74ZM93 75V74H92ZM91 75V76H92ZM102 73H101V79H102ZM211 75V74H210ZM29 76V75H28ZM41 76V75H40ZM81 76V75H80ZM91 76H90V78H91ZM100 76V75H99ZM106 76V75H105ZM109 76V75H108ZM174 76V75H173ZM24 78H25V76H24ZM33 78H34V76H33ZM38 78H39V76H38ZM47 78H48V73H47ZM47 78H45V80H47ZM84 78H86V76H84ZM79 79V78H78ZM176 79V78H175ZM44 80V81H45ZM56 80V82L57 81H59L58 79H55ZM61 80V79H60ZM84 80H86V79H84ZM103 80V79H102ZM105 80V79H104ZM108 80V79H107ZM127 80V79H126ZM4 81V80H3ZM9 81H11L10 79H9ZM42 81V80H41ZM43 81V82H44ZM48 81H50L49 82V86H53V85H50L51 84V79L49 78V80ZM94 81V80H93ZM95 81H96V79H95ZM94 81V83H97V81H98V79H97V81L95 82ZM124 81V80H123ZM122 81V82H123ZM26 82H27V79H26ZM30 82V81H29ZM55 82V83H56ZM82 82V81H81ZM102 82V81H101ZM104 82V81H103ZM127 82V81H126ZM5 83H6V81H5ZM4 83V84H5ZM34 83H35V80H34ZM45 83V82H44ZM48 83V82H47ZM58 83V82H57ZM79 83V82H78ZM99 83H100V81H99ZM98 83V84H99ZM105 83H106V81H105ZM121 83V82H120ZM1 84V83H0ZM2 84H3V82H2ZM13 84V83H12ZM29 84H33V83H29ZM36 84L39 86V84L40 83H38V82H36ZM81 84L82 83H80V87H81ZM10 85V84H9ZM23 85H25V84H23ZM42 85V84H41ZM47 85V84H46ZM57 84H55V86H56ZM60 85V84H59ZM62 85V84H61ZM83 85H84V83H83ZM82 85V86H83ZM87 85H91V82H89L88 81V83H87ZM107 85V84H106ZM119 85V84H118ZM124 85V84H123ZM12 86V85H11ZM14 86V85H13ZM12 86V87H13ZM35 86V85H34ZM58 86V85H57ZM78 86V85H77ZM94 85H92V87H93ZM96 87H97V85H95ZM94 86V87H95ZM100 86V85H99ZM1 87H3V85L1 86ZM6 87V86H5ZM25 87V86H24ZM36 87V86H35ZM35 87H33V88H35ZM39 87H41V86H39ZM44 87V86H43ZM84 87V86H83ZM92 87H89L90 88V91L92 90ZM102 87V86H101ZM101 87H99L98 89H100ZM14 88V87H13ZM32 88V87H31ZM30 88V89H31ZM50 88V87H49ZM52 88V87H51ZM57 88V87H56ZM61 88H63V86L61 87ZM102 88H104V87H102ZM7 89V91H9L8 90V88H6ZM16 89V88H15ZM15 89H13V90H15ZM20 89V88H19ZM29 89V91H31ZM53 89H55V88H53ZM53 89H51V90H53ZM57 89H59V88H57ZM94 89V88H93ZM108 89V88H107ZM120 89H121V87H120ZM123 89V88H122ZM4 90V89H3ZM12 90V91H13ZM21 90V89H20ZM44 90V89H43ZM42 90V92L44 93V91ZM77 90V89H76ZM79 90H81V89H79ZM84 90V89H83ZM41 91V90H40ZM39 91V89L37 88V91H36V93L38 92V94H42L41 92ZM55 91H56V89H55ZM60 91V90H59ZM78 91V90H77ZM89 90H87L86 89V92H88ZM94 91H97V89L96 90H94ZM99 91V90H98ZM97 91V92H98ZM102 91H105V90H102ZM1 92H2V89H1ZM6 91L4 90V92H3V94L5 93ZM50 91H48L47 93H49ZM52 92V91H51ZM57 92V91H56ZM64 92V91H63ZM91 92H93V91H91ZM122 92V91H121ZM120 92V93H121ZM8 93V92H7ZM13 93V92H12ZM47 93H44V95L45 94H47ZM53 93V92H52ZM55 93V92H54ZM83 93H85V91L83 92ZM112 93H114L113 91H112ZM123 93V92H122ZM20 94H22V93H20ZM38 94H36L37 95V97H38ZM50 94V93H49ZM60 94V93H59ZM63 94V93H62ZM61 94V95H62ZM93 94H94V92H93ZM92 94V95H93ZM127 94V93H126ZM14 95V94H13ZM18 95V94H17ZM25 96H26V94H24ZM48 95V94H47ZM51 95V94H50ZM64 95V94H63ZM79 95V94H78ZM84 95H86V94H84ZM83 95V96H84ZM91 95V94H90ZM95 95V94H94ZM108 95V94H107ZM124 95V94H123ZM123 95H122V98H123ZM4 97L6 96V95H3ZM2 96V97H3ZM40 96V95H39ZM42 96L43 95H41L40 97H41V99H42ZM54 98H55V96L54 95H52ZM58 96V95H57ZM95 96H99L98 94L97 95H95ZM104 96V95H103ZM114 96V95H113ZM126 96V95H125ZM124 96V98H126ZM21 98H22V96H20ZM26 97H28V99H29V95L28 96H26ZM36 97V98H37ZM44 98H46L45 96H43ZM72 97H74V99L73 100H71L72 99ZM69 100H64V98H61L60 99V96H58L57 98H59V99H54V101H47V100H45L44 102H42V104H41V102H39V103H36V102H34L35 104H34V106H33V110H32V113L30 112V111H27L26 113L28 114V112H30V115L28 116V119L25 121L24 120V122H26V123H21L20 125L17 123L16 124V122H18V121H15V120H13V121H15L14 123H15V125H13L12 126V144H13V148H14V153H13V172H12V183H11V187L8 189V193L11 195V197H15L16 199L17 198H24V203H26L27 201H28V203H27V205H30L29 203V201H30V199H38L39 200V202H40V199L43 201V200H45L44 202H42V203H45L46 205H57L58 206V208L59 209H61V211H62V216H65V215H69L70 216V218L66 221V219L65 218H63L62 216V220H65L66 222H69V223H72L73 224V222H74V224L73 225H75L76 226V230H74L73 232H75L74 234L72 233V235L70 236L71 238H72V240H73V242H72V240H70L69 238V236H67V237H65V239H67L68 240V242L69 243H67L66 241L63 243V244H65L66 245V247H68L69 248V250H70V252H67V253H73V257L72 258H70L69 260H72L73 261V263L74 264H219L221 261H223L224 259H226L227 257L228 258H230V257H232L233 258V260L234 261H236L239 257H241V255L243 254V253H241V251H243L241 248V244H243L244 242H246V240L247 239H245V241H243L242 243H239L240 241H234V239H230V238H228V242H227V244H226V246L225 247H223V248H220L219 250H217V249H215L216 250V252L214 253V255H212V256H208V255H206V253H205V255H202V253H201V249H204V248H202L203 247V245L204 244H206V241L204 242L203 240H205V239H203V240H199V239H196V237L195 236H193V231L191 230V229H188V227L187 228H184L183 226H182V223L181 224H175V223H170V224H159L160 226H158V225H156V222H155V226L153 225V226H150V224H152V223H150L149 225H148V223H147V220L149 219V218H151V217H156V216H162V217H164V216H168V215H171L172 214V212H173V210H175L176 209V207L177 206H175L176 204H174V203H172V207L170 206V208H168V209H161V211L160 212H156L157 214H151V213H149L151 210H153L154 212H155V208L156 209H158V206L156 207V205H158V204H155V207H154V209H151V206H154V202L156 201L155 199H157L158 200V196H162L163 198H161L160 199V201L162 200V199H164L166 196H163V192H165V191H169V196H171L172 197V195L171 194H174L173 192L171 193L170 191H175L176 190V185H175V176H174V179H172V175H171V173H169V172H176V174L178 175V177H180V175H179V172H180V170H182L181 169V166H175V165H173V164H161V165H156V163L153 165V164H147L146 166H144L147 170H145V171H142L144 174H146V175H142V174H139V175H136V176H134V177H137V179L138 178H141V180H143L142 178H146V179H148V181H150V183H152L153 185H154V193L153 194H151V196L153 195V198L151 197H144V196H142L144 199L145 198H147V199H149V200H152V202L150 201V203H151V205L149 206V204H148V206L146 205H144V203H143V205L145 206V208L146 207H148L150 210L148 211V212H146V210H145V212H144V210H142L141 211V209H140V211H138V212H136V210H135V212L137 213L136 215H137V218H138V216H139V221L138 222H126V221H120L121 219H119V221H118V219H116L115 217H114V211L115 210H117V207H119V205H120V207L121 206H123V205H125V204H123L124 202H126L127 200H125V197H127V199H128V196L126 195H123L122 196V198H124L123 200L121 199H119L118 197H117V189L115 190L114 188H113V182H114V179L116 180V178L118 177V175H116L115 176V174H114V172L116 171V169H115V171L112 169V166H111V164H110V162H109V159H110V157L109 158H103L105 155H109L110 153L108 152H106V151H108L107 150V148L109 147V145L108 146H106V151H103V152H106L105 153V155L103 156V155H99L98 154V151H97V149H96V143H97V141L96 140H100L97 136H98V134H100V133H98V134H96V136L94 137L93 136V129H94V123H96L95 121H100V120H97V116H96V119H95V112H94V109L91 107V106H89V107H84L85 105H84V103H83V100H82V97H78L77 95H73ZM88 97V96H87ZM94 96H92V98H93ZM97 97H95V98H97ZM110 97H112V96H110L109 95V99H110ZM118 97V96H117ZM117 97H115V98H117ZM25 98V97H24ZM30 98H31V96H30ZM50 98H52V97H50ZM84 98V97H83ZM91 98V97H90ZM91 98V99H92ZM95 98H94V100H95ZM120 98V97H119ZM122 98L120 99V101L122 100ZM5 99V98H4ZM16 95H15V99H12L11 101H12V103H14L15 101H16ZM23 99V98H22ZM34 99V98H33ZM88 99V98H87ZM99 99L101 100V101H98L99 102V104H100V102H102V101H104V100H102V99H105V97H100L99 96ZM13 100H14V102H13ZM19 100H21V99H19ZM25 100V99H24ZM37 100V99H36ZM48 100H50V99H48ZM85 100V99H84ZM93 100V101H94ZM124 100H126V99H124ZM32 101V100H31ZM93 101H90V102H92L93 103ZM96 101V100H95ZM94 101V102H95ZM5 102H7V99L5 100ZM21 102V101H20ZM27 102V101H26ZM66 102H68V109H66V108H64V103H66ZM89 102V101H88ZM97 102V101H96ZM96 102L94 103L95 104V106L97 105L96 104ZM111 102V101H110ZM29 103H32V102H30L29 101ZM29 103H28V105H29ZM105 103H106V99H105V102H104V104H100V106H99V104H98V109L100 110V112H101V110L103 109L102 107L105 105ZM112 103V102H111ZM118 103V102H117ZM127 104V102H120V106H124V105H122V104ZM18 104H19V102H18ZM33 104V103H32ZM94 104H93V106H94ZM108 104V103H107ZM114 104V103H113ZM119 104V103H118ZM24 104L22 103V106H21V108L22 107H24V106H27V104L26 105H24ZM31 105V104H30ZM30 105H29V109H30ZM90 105V104H89ZM101 105H102V107H101ZM15 106V105H14ZM16 106H17V102H16ZM15 106V108L17 109V107ZM87 106V105H86ZM108 106H110V103H109V105ZM112 107H113V105H111ZM119 106V105H118ZM13 107V106H12ZM125 107V106H124ZM25 108V107H24ZM28 108V107H27ZM95 108V107H94ZM100 108H102V109H100ZM105 108H106V110H105ZM102 111H104V112H106L107 111V106L105 107ZM129 108V107H128ZM128 108H126V109H128ZM112 108L110 107L109 108V110H111ZM124 109V108H123ZM13 111H14V109H12ZM24 110V111H23ZM23 110H21L20 109V113H21V117H22V115H24V114H26V113H24V114H22V111L23 112H25V109H23ZM95 110H96V108H95ZM99 110H97L98 112H99ZM115 110V109H114ZM116 110H117V107H116ZM12 111V112H13ZM121 111V110H120ZM103 112V113H104ZM117 112H118V110H117ZM20 113H18L19 115H20ZM102 113V112H101ZM100 113V114H101ZM113 113V112H112ZM116 113V112H115ZM121 113V112H120ZM14 114V113H13ZM17 114V113H16ZM100 114H97V115H99V116H101L102 117V115H100ZM111 114V113H110ZM108 114L106 113L105 115L103 114V117L104 116H107ZM115 115V114H114ZM118 115H120L119 113H118ZM122 115V114H121ZM120 115V116H121ZM123 115H124V112H123ZM127 115V114H126ZM130 115V114H129ZM128 115V116H129ZM15 118H16V116L15 115H13ZM18 116V115H17ZM115 116H117V115H115ZM119 116V117H120ZM128 116L126 117L127 119H125V121H124V123L126 122V120H128ZM102 117V118H103ZM102 118H100V119H102ZM107 118H108V116H107ZM112 118H114L115 119V117H112ZM112 118H111V120L109 119V121H112L113 122V120H112ZM122 118V117H121ZM18 118H16V120H17ZM19 119H21L20 117H19ZM23 119H25V117L23 118ZM103 119H105V118H103ZM187 120V119H186ZM22 121V120H21ZM20 121V122H21ZM116 121H117V119H116ZM116 121H114V122H116ZM122 121V120H121ZM129 121V120H128ZM101 122H103V120L101 121ZM105 122H106V120H105ZM108 122V121H107ZM106 122V123H107ZM118 122V121H117ZM122 123H123V121L121 122V124L120 125H122ZM123 123V124H124ZM129 122H127V124H128ZM99 124V123H98ZM119 124V123H118ZM117 124V125H118ZM24 125V126H23ZM108 125L110 126V122L108 123ZM115 125V124H114ZM114 125H112V126H114ZM117 125H115V127L116 128H118L119 126H117ZM112 126H110V127H112ZM123 126V125H122ZM121 127V126H120ZM120 127H119V129H120ZM127 127V126H126ZM98 128H99V126H98ZM107 128V126L105 127V128H103V129H106ZM113 128V127H112ZM100 129H101V127H100ZM64 130H70L75 136H76V146L74 147V150L70 153V154H64V153H62L61 151H60V149H59V146H58V139H57V136L59 135V134H61ZM108 130V129H107ZM110 130H112L111 128H110ZM114 130V129H113ZM121 130V129H120ZM127 130V129H126ZM94 131H96V130H94ZM117 131H118V129H117ZM123 131H124V129H123ZM97 132V131H96ZM111 132V131H110ZM116 133H118V132H116ZM121 133H125V132H121ZM106 134V133H105ZM111 134V133H110ZM113 134H115V132L113 133ZM117 135V134H116ZM118 135H120V134H118ZM102 136V135H101ZM100 136V137H101ZM115 136V135H114ZM122 136H123V134H122ZM93 137H94V139H93ZM107 137V136H106ZM111 137V136H110ZM117 137V136H116ZM119 137V136H118ZM124 137V136H123ZM98 138V139H97ZM101 138H104L103 136L101 137ZM120 138V137H119ZM114 139H117V138H115L114 137ZM114 139L112 140V142H114ZM110 140H111V138H110ZM110 140H106L107 142L109 141L110 142ZM102 141H103V139H102ZM101 141V143H103ZM106 141H105V138H104V143L103 144H105L106 143ZM120 141H121V138H120ZM119 141V142H120ZM111 142V143H112ZM119 142H117V143H119ZM122 142V141H121ZM100 143V142H99ZM125 143V142H124ZM123 143V144H124ZM114 144V143H113ZM113 144H110V145H113ZM105 146V145H104ZM111 147H115V146H111ZM121 147H122V145H121ZM116 148V147H115ZM115 148H114V150H115ZM123 148V147H122ZM109 149H111V148H109ZM117 149V148H116ZM128 149H130V148H128ZM99 150V149H98ZM113 150V149H112ZM111 150V152H113ZM123 150H124V148H123ZM125 150H126V148H125ZM115 151H117V150H115ZM128 151V150H127ZM131 151L132 150H130V153L128 152V154H130L131 155ZM134 151V150H133ZM140 152H142V151H140ZM140 152H139V154H140ZM153 152H157V151H153ZM153 152H152V155L151 156H154L153 155ZM162 152V151H161ZM99 153H100V151H99ZM114 153V152H113ZM113 153H111L112 155H113ZM126 153V152H125ZM134 153H136V152H134ZM159 153V152H158ZM249 153V152H248ZM251 153V152H250ZM104 154V153H103ZM110 154V155H111ZM115 154H117V153H115ZM115 154H114V157H115ZM143 154V153H142ZM149 154V153H148ZM161 155L163 154V153H160ZM255 154V153H254ZM261 154V153H260ZM120 155V154H119ZM123 155H124V152H123ZM145 156H146V154H144ZM156 155H157V153H156ZM165 155V154H164ZM209 155V154H208ZM100 156H102V157H100ZM125 156H127L126 154H125ZM132 156H134V155H132ZM150 156V157H151ZM158 156V155H157ZM227 156V155H226ZM130 157V156H129ZM136 157H138L137 156V153H136ZM142 157H143V155H142ZM149 159H150V157L149 156H147ZM156 157V156H155ZM159 157V156H158ZM170 157V156H169ZM123 158V157H122ZM145 158V157H144ZM147 158V159H148ZM160 158V157H159ZM162 158H163V156H162ZM224 158V157H223ZM241 158H243V157H241ZM248 158H249V155H248ZM252 158L254 159L255 157H250V160H252ZM257 158V157H256ZM115 159H117V158H115ZM124 159V158H123ZM127 159V158H126ZM129 159H131V158H129ZM134 159H135V157H134ZM148 159V160H149ZM213 159V158H212ZM224 159H226V157L224 158ZM231 159V158H230ZM262 159V158H261ZM136 160V159H135ZM141 160H143V158H141V155H140V161ZM145 160H146V158H145ZM170 160V159H169ZM172 160V159H171ZM211 160V159H210ZM242 160V159H241ZM241 160L239 159V162H241ZM246 160V159H245ZM255 161H259V160H256V159H254ZM126 161V160H125ZM138 160H136V162H137ZM168 161V160H167ZM253 161V160H252ZM263 161V160H262ZM116 162V161H115ZM117 162H120L121 163V161H117ZM170 162V161H169ZM171 162H173V160L171 161ZM238 162V163H239ZM247 162V161H246ZM245 162V163H246ZM251 161H249V163H250ZM257 162H255V163H257ZM111 163H112V159H111ZM130 163V162H129ZM143 163H146L145 161L143 162ZM209 163V162H208ZM228 163V162H227ZM264 163V162H263ZM118 164V163H117ZM122 164V163H121ZM126 164V163H125ZM128 164V163H127ZM136 164V163H135ZM141 164H142V162H141ZM176 164V163H175ZM180 164H182V163H180ZM184 164V163H183ZM207 164V163H206ZM221 164V163H220ZM229 164V163H228ZM247 164V163H246ZM253 164H254V162H253ZM258 164V163H257ZM257 164H256V166H257ZM261 164V163H260ZM259 164V165H260ZM120 165V164H119ZM118 165V166H119ZM133 165V164H132ZM185 165V164H184ZM214 165H215V163H214ZM219 165V164H218ZM223 165V164H222ZM245 165V164H244ZM252 165V164H251ZM114 166V165H113ZM117 166V167H118ZM121 166V165H120ZM124 166H126L127 167V165H124ZM123 166V167H124ZM187 166V165H186ZM204 166V165H203ZM210 166H211V164H210ZM209 166V167H210ZM224 166V165H223ZM231 166H233L232 164H231ZM234 166H236V165H234ZM238 166H239V164H238ZM255 166V167H256ZM261 167H263L264 165L262 164V165H260ZM259 166V167H260ZM114 167H116V166H114ZM116 167V168H117ZM125 167V168H126ZM184 167V166H183ZM214 167V166H213ZM215 167H217V166H215ZM215 167L213 168V169H215ZM228 167H230V165H228ZM241 167V166H240ZM249 167H250V165H249ZM252 167H253V165H252ZM255 167H253V168H255ZM132 168V167H131ZM135 168V167H134ZM185 168H187V167H185ZM184 168V169H185ZM221 168H222V166H221ZM220 168V169H221ZM225 168V167H224ZM231 168V167H230ZM229 168V169H230ZM238 168V167H237ZM242 168V167H241ZM243 168H248V167H244L243 166ZM129 169V168H128ZM127 169V170H128ZM136 170H137V168H135ZM139 169V168H138ZM204 169H206V168H204ZM213 169H212V171H213ZM216 169H218V168H216ZM228 169V170H229ZM236 169V168H235ZM249 169V168H248ZM248 169H246V170H248ZM122 170V169H121ZM126 170V169H125ZM126 170V171H127ZM130 170V169H129ZM127 171V172H130L131 173V171ZM219 170V169H218ZM223 170V169H222ZM225 170V169H224ZM250 170V169H249ZM253 170V172L255 173V175H257L256 173H258V172H256L254 169H252ZM124 171V170H123ZM138 171V170H137ZM139 171H140V169H139ZM210 171V170H209ZM230 171V170H229ZM239 171V173L241 172V170H238ZM261 171V170H260ZM262 171H263V168H262ZM119 172V171H118ZM121 173H122V171H120ZM136 172V171H135ZM167 172L170 174V179H171V181L172 180H174L173 182H171L170 181V179H169V181L171 182V183H165V182H163V180L161 179V178H163L164 179V174H167ZM185 172V171H184ZM187 172V171H186ZM211 172V171H210ZM209 172V173H210ZM225 172V171H224ZM235 172H237V171H235ZM243 172V171H242ZM249 172V171H248ZM129 173V174H130ZM136 173H138V172H136ZM140 173V172H139ZM183 173V172H182ZM189 173V172H188ZM215 173H216V171H215ZM223 173V172H222ZM227 173V172H226ZM238 173V172H237ZM263 173H264V171H263ZM116 174H117V172H116ZM120 174V173H119ZM126 174V173H125ZM128 174V173H127ZM185 174V173H184ZM192 174V173H191ZM208 174V173H207ZM213 174V173H212ZM217 174V173H216ZM228 174V173H227ZM259 174V173H258ZM122 175L123 174H121V176H120V178L122 177ZM132 173L130 174V175H124V177H123V181H124V179H128V178H133L132 176ZM199 175V174H198ZM213 175H215V174H213ZM218 175H221V174H219L218 173ZM226 175V174H225ZM236 175V174H235ZM238 175V174H237ZM236 175V176H237ZM245 175H247V174H244V176ZM251 174H248V176H250ZM260 175V174H259ZM258 175V176H259ZM210 176V175H209ZM217 175H215V177H216ZM222 176V175H221ZM242 176H243V174H242ZM241 176V177H242ZM258 176H256L257 178H258ZM263 175H261V176H259V177H262ZM166 177V176H165ZM177 177V178H178ZM182 177V176H181ZM211 177V176H210ZM246 177V176H245ZM253 177H255V176H252V178ZM256 177L254 178V179H256ZM264 177V176H263ZM184 178V177H183ZM194 178H196L195 176H194ZM198 178V177H197ZM203 178V177H202ZM201 178V179H202ZM240 178V177H239ZM249 178V177H248ZM248 178H244V180H243V182L245 181V179L247 180ZM252 178H250V180L252 179ZM185 179V178H184ZM241 179V178H240ZM254 179H252L251 181L248 179V182H250L249 184H251L252 185V181L254 180ZM162 180V181H161ZM178 180H180V179H178ZM198 180V179H197ZM200 180V179H199ZM208 180V179H207ZM210 180V179H209ZM212 180V179H211ZM213 180H216V178L215 179H213ZM130 181V180H129ZM137 180L135 179V182H134V184L135 183H138L139 184V182L137 181ZM147 181V180H146ZM181 181L182 182H184L183 181V179H181ZM194 181H196L195 179H194ZM257 181H259V179H257ZM263 181V180H262ZM261 181V182H262ZM128 182V181H127ZM127 182H125V184L127 183ZM130 182H133V181H130ZM130 182H128L129 184H130ZM144 182H145V180H144ZM186 182H188V181H186ZM209 182V181H208ZM242 182V183H243ZM260 182V183H261ZM116 183H117V181H116ZM119 183V182H118ZM118 183H117V185H118ZM123 183V182H122ZM141 183H142V181H141ZM148 183V182H147ZM150 183L146 186V185H144V187L146 186V188H148L149 187V189L148 190H150ZM185 183V182H184ZM188 183H190V181L188 182ZM247 183V181L245 182V184ZM128 184V185H129ZM193 184V183H192ZM244 184V183H243ZM248 184V185H249ZM259 184V183H258ZM257 184V185H258ZM262 184H263V182H262ZM261 184V186H263ZM116 185V186H117ZM120 185H122L121 183L118 185V188L120 187ZM131 185V184H130ZM130 185L128 186L129 188H130ZM126 186V185H125ZM139 186V185H138ZM137 185H135V187H138ZM185 186H187V184L186 185H183V183H182V186L181 187H179V188H177L178 190L180 189V188H182V187H184L185 188ZM241 186H242V184H241ZM243 186H245V185H243ZM242 186V187H243ZM246 186H247V184H246ZM256 185H255V183H254V185H253V187L252 188H254ZM142 187H143V185H142ZM189 187V186H188ZM258 187V186H257ZM132 189L134 188V187H131ZM146 188H144V189H146ZM152 188V189H153ZM175 188V189H174ZM264 188V187H263ZM121 189V188H120ZM138 189H140V187L138 188ZM244 189H245V187H244ZM131 190V189H130ZM142 190V189H141ZM140 190V191H141ZM147 190V191H148ZM240 189H238V191H239ZM241 190H243V188H241ZM248 192H251L253 189H251V187H250V189L248 188ZM251 190V191H250ZM256 190V189H255ZM264 190V189H263ZM119 191V190H118ZM125 191V190H124ZM136 191V190H135ZM145 191V190H144ZM116 192V193H115ZM127 192V191H126ZM129 192V191H128ZM131 192V191H130ZM176 192H177V190H176ZM236 192V191H235ZM241 192V194H243V193H248L247 192V190L245 191V192H243L242 193V191H240ZM257 192V191H256ZM256 192H254V191H252V194L253 193H256ZM136 193V192H135ZM141 193V192H140ZM142 193H144V192H142ZM148 193V192H147ZM161 193H162V195H161ZM166 193V192H165ZM236 193H238V192H236ZM260 193V192H259ZM262 193H264V192H261L260 194H262ZM130 194V193H129ZM128 194V195H129ZM133 194H134V190H133ZM168 194V193H167ZM250 194V193H249ZM120 195V194H119ZM131 195V194H130ZM144 195V194H143ZM148 195V194H147ZM125 196V197H124ZM131 196H133V195H131ZM141 196V195H140ZM146 196V195H145ZM168 196V197H169ZM173 196H175V195H173ZM239 196H240V194H239ZM238 196V197H239ZM258 196H261V195H258ZM263 196V195H262ZM134 197V196H133ZM159 197V198H160ZM176 197V196H175ZM244 197V196H243ZM252 197V196H251ZM14 198V199H15ZM26 198V199H25ZM27 198H28V200H27ZM30 198V199H29ZM135 198V197H134ZM236 198V197H235ZM250 198V197H249ZM249 198H247V199H249ZM254 199H252L251 200V206H253L254 205V203L255 202H257V201H259L258 200V198H256V197H253ZM264 198V197H263ZM20 199H19V202H20ZM130 199V198H129ZM128 199V200H129ZM133 198H131V202L132 201H134V200H132ZM167 199L168 198H166V201L164 200V202L165 203H167ZM173 199H174V197H173ZM181 199V198H180ZM184 199V198H183ZM240 199V198H239ZM22 200V199H21ZM31 201V202H33V207H34V203L36 202V205H35V207L38 205V201ZM122 201L121 202V204L119 203L120 201ZM136 200V199H135ZM139 200V199H138ZM149 200H148V202H149ZM155 200V201H154ZM241 200V199H240ZM262 201H264L263 199H261ZM15 201V203H18V202H16V200H14ZM18 201V200H17ZM124 201V202H123ZM140 201V200H139ZM141 201H143L142 199H141ZM159 201V200H158ZM174 201V200H173ZM181 201V200H180ZM179 200H178V202H180ZM188 201H192V200H190V199H188ZM187 201V202H188ZM261 201V202H262ZM22 202V201H21ZM38 202V203H37ZM130 202V200H129V202L127 201L126 203L128 204V205H125V207H123V210H121V208H120V210H121V212L123 211L124 212V208H126L127 209V207L126 206H130V205H132L133 207H134V203L133 204H130L131 203ZM162 202V201H161ZM163 202V203H164ZM170 202V200H168V203ZM187 202H185V203H187ZM193 202V201H192ZM192 202H190L192 205H193V203ZM204 202H206V200L204 201ZM260 202V203H261ZM24 203H21V205L23 206L24 205ZM139 203V202H138ZM137 203V204H138ZM146 203V202H145ZM155 203H157V201L155 202ZM175 203H176V200H175ZM182 203V202H181ZM189 203V202H188ZM207 203V202H206ZM243 203H245V202H243ZM258 203V202H257ZM260 203H258V204H260ZM19 204V203H18ZM40 204V203H39ZM130 204V205H129ZM161 203L159 202V205H160ZM184 204V203H183ZM204 204V203H203ZM249 204V203H248ZM26 205V207H25V205H24V209L23 210H27V207H28V210H30L31 209V211H32V208H31V206L32 205H30V206H27ZM169 205V204H168ZM182 205V204H181ZM185 206V208L186 209H188L187 207H188V205H186V204H184ZM190 205V204H189ZM207 205H209V204H207ZM16 206V205H15ZM14 206V207H15ZM41 204L40 205H38V209H34L33 208V210H35L34 212H36L37 213V211L36 210H38V212L39 211H41V210H39V209H41ZM132 206H131V208H132ZM206 206V205H205ZM243 206V205H242ZM244 206H245V204H244ZM244 206H243V208H244ZM256 206V205H255ZM261 206V205H260ZM17 207L18 206H16L15 208H16V211L17 212H19V208H18V210H17ZM40 207V208H39ZM47 207V206H46ZM45 207V208H46ZM136 207V206H135ZM140 208L142 207V206H139ZM160 207H162V206H160ZM207 208H209V206H206ZM258 207V206H257ZM26 208V209H25ZM37 208V207H36ZM52 207H50L49 209H51ZM153 208V207H152ZM178 208H179V206H178ZM241 208V207H240ZM249 209H250V207H248ZM247 208V209H248ZM22 209V208H21ZM130 209V208H129ZM133 209V208H132ZM137 209V208H136ZM139 209V208H138ZM206 209V208H205ZM254 209V208H253ZM257 210L259 209V208H256ZM261 209L262 208H260L259 210L261 211ZM15 210V209H14ZM46 210V209H45ZM47 210H48V208H47ZM119 210V209H118ZM120 210L118 211V212H120ZM158 210H160V209H158ZM182 210H183V208H182ZM255 210V209H254ZM43 211H44V209H43ZM133 211V210H132ZM206 211V210H205ZM246 211V210H245ZM249 211V210H248ZM260 211H259V213H260ZM120 212V213H121ZM122 212V213H123ZM178 212V211H177ZM176 212V210H175V213L178 215V213ZM250 212V211H249ZM252 212V214L254 215H256L255 217H257V215H259V214H256V213H253L254 211H251ZM256 212V211H255ZM45 213H47V212H45ZM117 213V212H116ZM126 213V212H125ZM127 213H129V212H127ZM180 213V212H179ZM206 213V212H205ZM231 213V212H230ZM237 213H239V212H237ZM243 213H245V212H243ZM258 213V212H257ZM262 213H263V209H262ZM124 214V213H123ZM132 214H134V213H132ZM232 214H233V212H232ZM246 214V213H245ZM116 215V214H115ZM131 215V214H130ZM251 215V214H250ZM125 216V215H124ZM127 216H129L128 214H127ZM133 216V215H132ZM131 216V217H132ZM135 216V215H134ZM133 216V217H134ZM179 216V215H178ZM181 216V215H180ZM237 216V215H236ZM245 216V215H244ZM259 216H261V215H259ZM259 216L257 217V219H259ZM262 216H263V214H262ZM262 216H261V218H262ZM120 216H118V218H119ZM130 217V216H129ZM162 217H159V218H162ZM169 217H171V216H168V217H164V218H169ZM211 217V216H210ZM238 217H239V215H238ZM251 217H253V216H251ZM253 218V219H255V220H253V224H254V221H256V218ZM32 218V217H31ZM122 218V217H121ZM124 218V217H123ZM122 218V219H123ZM135 218H136V216L134 217V220H135ZM136 218V219H137ZM157 218V217H156ZM178 218V217H177ZM177 218L175 219V222H177L176 220H177ZM186 218V217H185ZM208 218V217H207ZM233 218H234V216H233ZM236 218V217H235ZM163 219V218H162ZM181 219H183L182 217H181ZM192 219V218H191ZM206 219V218H205ZM228 219H229V217L227 218V221H228ZM232 219V218H231ZM242 219H243V217H242ZM252 219V218H251ZM250 219V220H251ZM70 220V221H69ZM130 220H131V218H130ZM129 220V221H130ZM138 220V219H137ZM153 221H156V220H154V218L152 219ZM152 220H150V221H152ZM157 220H158V218H157ZM167 220V219H166ZM179 220H180V218H179ZM195 220V219H194ZM230 220V219H229ZM248 220V219H247ZM261 220V219H260ZM264 220V219H263ZM37 221V220H36ZM64 221V222H65ZM133 221V220H132ZM149 221V222H150ZM152 221V222H153ZM160 221V220H159ZM163 221V220H162ZM161 221V222H162ZM165 221V220H164ZM181 222L182 221H184V219L183 220H180ZM186 221V220H185ZM188 221H190V219L188 220ZM191 221H193V220H191ZM190 221V222H191ZM210 221V220H209ZM160 222V223H161ZM168 222V221H167ZM169 222H170V220H169ZM179 222V221H178ZM177 222V223H178ZM195 222V221H194ZM262 221H259V223H261ZM154 223V222H153ZM157 223H159L158 221H157ZM193 222H191V224H192ZM208 223V222H207ZM230 223V222H229ZM235 223H237V221L235 222ZM234 223V224H235ZM263 223H264V221H263ZM203 224H205L204 222H203ZM253 224H252V226H253ZM239 225H241V224H239L238 223V226ZM259 225V224H258ZM188 226H189V224H188ZM194 226V225H193ZM208 225H206V227H207ZM227 226V225H226ZM230 226H234V225H230ZM229 226V227H230ZM246 226V225H245ZM248 226L249 227H247V228H249L250 230H251V228H250V224H248ZM195 227V226H194ZM243 227V225L241 226V228ZM245 227V228H246ZM255 227V226H254ZM191 228H193V227H191ZM228 228V227H227ZM226 228V229H227ZM244 228V227H243ZM242 228V229H243ZM205 229H207V228H205ZM213 229H215V228H213ZM225 229V228H224ZM235 229V231L237 230L236 228H232V230L231 231H233ZM242 229H240L241 231H242ZM264 228L262 227V229H256V228H254L252 231H251V233H250V230L248 231L249 233H250V235H252V237L253 238H255V239H257V242H260V241H258V240H260V239H264V230H263ZM204 230V229H203ZM229 231H230V229H228ZM245 230V232H246V230L247 229H244ZM228 231V232H229ZM230 231V232H231ZM234 231V232H235ZM233 232V233H234ZM232 233V232H231ZM231 233H230V235H231ZM240 233V232H239ZM243 232H241V234H242ZM221 234H222V232H221ZM235 234V233H234ZM236 234H238L237 233V231H236ZM235 234V235H236ZM74 235H75V237H74ZM206 235V234H205ZM211 235H212V233H211ZM218 235V234H217ZM246 235H247V233H246ZM249 235V236H250ZM202 236H204V234L202 235ZM232 237H233V235H231ZM245 236V235H244ZM248 236V235H247ZM225 238L227 237V235L226 236H224ZM223 237V238H224ZM237 237V236H236ZM239 237H241V236H239ZM206 238L208 239V237L206 236ZM209 238H210V236H209ZM220 238H222V236L220 237ZM222 238V239H223ZM224 238V239H225ZM251 238V237H250ZM64 239V240H65ZM214 239V238H213ZM218 241L217 242H219V239L218 238H216ZM231 241H230V240ZM236 239V238H235ZM238 239V238H237ZM241 239V238H240ZM263 239H262V242H263ZM209 240V239H208ZM215 240V239H214ZM213 240V241H214ZM250 240H252V239H250ZM212 241V242H213ZM70 242H71V244H70ZM208 242V241H207ZM220 242H222V241H220ZM224 242H225V240H224ZM248 242V241H247ZM246 242V243H247ZM210 243V242H209ZM209 243H207V244H209ZM215 243H216V241H215ZM254 243V242H253ZM256 243V242H255ZM69 244V245H68ZM217 244V243H216ZM218 245V244H217ZM221 245H222V243H221ZM250 245V244H249ZM248 245V246H249ZM259 245H261L260 243H259ZM205 246V245H204ZM208 246L209 245H207L206 247L208 248ZM220 246V245H219ZM71 247V248H70ZM211 247H215V246H211ZM217 247V246H216ZM215 247V248H216ZM221 247V246H220ZM243 247H245V245L243 246ZM247 247V246H246ZM250 247V246H249ZM264 247V246H263ZM206 249V248H205ZM240 249H241V251H240ZM264 248H262V250H263ZM209 250H211V249H209ZM260 250H261V248H260ZM261 250V251H262ZM203 251V250H202ZM213 252H214V248H213ZM207 254H208V252H207ZM244 254H246V253H244ZM206 256H208V257H206ZM245 256V255H244ZM244 256L243 257H241V258H244ZM260 256H262V255H260ZM259 256V257H260ZM263 258V257H262ZM251 259V258H250ZM68 260V262H71V261H69ZM244 260V259H243ZM242 261V260H241ZM246 261V260H245ZM248 261V260H247ZM252 261H254V259H252ZM257 261V260H256ZM264 262V261H263ZM226 263V262H225ZM224 263V264H225ZM233 263V262H232ZM235 263V262H234ZM245 263V262H244ZM243 262L241 263V264H244ZM247 263V262H246ZM245 263V264H246ZM259 263H261V262H259ZM71 264V263H70ZM231 264V263H230ZM256 264V263H255Z\"/></svg>", "mask_w": 264, "mask_h": 264}]
</instances>
